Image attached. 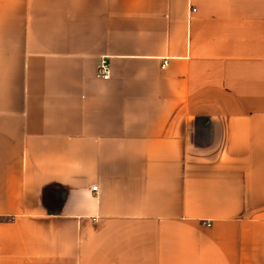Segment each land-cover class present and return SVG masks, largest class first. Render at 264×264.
<instances>
[{
  "label": "crops",
  "instance_id": "0c3cea01",
  "mask_svg": "<svg viewBox=\"0 0 264 264\" xmlns=\"http://www.w3.org/2000/svg\"><path fill=\"white\" fill-rule=\"evenodd\" d=\"M0 264H264V0H0Z\"/></svg>",
  "mask_w": 264,
  "mask_h": 264
},
{
  "label": "built area",
  "instance_id": "2783aa9c",
  "mask_svg": "<svg viewBox=\"0 0 264 264\" xmlns=\"http://www.w3.org/2000/svg\"><path fill=\"white\" fill-rule=\"evenodd\" d=\"M192 11H195V9H193ZM166 64H167V61L165 60L163 63V66H166ZM97 74L99 77L104 78V79L110 78V75H111L110 67H109V64L106 60H102L100 62L99 66H98ZM93 190L97 191L98 187L97 186L93 187Z\"/></svg>",
  "mask_w": 264,
  "mask_h": 264
}]
</instances>
